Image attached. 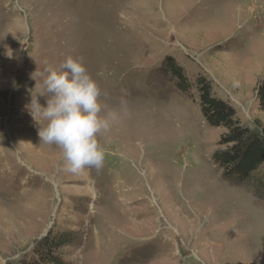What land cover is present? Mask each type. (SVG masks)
<instances>
[{"label": "rangeland", "instance_id": "obj_1", "mask_svg": "<svg viewBox=\"0 0 264 264\" xmlns=\"http://www.w3.org/2000/svg\"><path fill=\"white\" fill-rule=\"evenodd\" d=\"M69 56L102 105L127 102L98 136L99 171H66L27 107L35 96L46 107L40 73ZM166 58L184 69L187 94ZM198 75L261 131L264 0H0V264L31 256L50 229L77 234L59 251L67 264H264V192L215 164L223 130L200 113Z\"/></svg>", "mask_w": 264, "mask_h": 264}, {"label": "clouds", "instance_id": "obj_2", "mask_svg": "<svg viewBox=\"0 0 264 264\" xmlns=\"http://www.w3.org/2000/svg\"><path fill=\"white\" fill-rule=\"evenodd\" d=\"M43 94L48 95L46 107L37 96L27 106L35 121L40 117V141L56 145L62 152L66 171L79 174L87 168L102 169L105 149L98 136L108 133L127 113V102L120 100V110L100 103L101 89L83 62L67 57L58 67L45 66L41 73ZM42 94V95H43ZM107 109L106 111L102 110Z\"/></svg>", "mask_w": 264, "mask_h": 264}, {"label": "trees", "instance_id": "obj_3", "mask_svg": "<svg viewBox=\"0 0 264 264\" xmlns=\"http://www.w3.org/2000/svg\"><path fill=\"white\" fill-rule=\"evenodd\" d=\"M161 69L170 73L181 93H188L190 85L185 71L172 58L163 59ZM194 81L204 121L212 128L223 130L218 140L219 150L213 154L223 178L236 184L253 181L252 188L264 192V172L254 176L264 166V127L259 132L243 126L233 107L213 96L209 80L198 75ZM254 92L258 109L264 112V83H260ZM256 125L261 128L259 123ZM77 240V234L73 231L54 232L50 229L33 247L32 255L21 257L17 264H67L59 251Z\"/></svg>", "mask_w": 264, "mask_h": 264}, {"label": "bare ground", "instance_id": "obj_4", "mask_svg": "<svg viewBox=\"0 0 264 264\" xmlns=\"http://www.w3.org/2000/svg\"><path fill=\"white\" fill-rule=\"evenodd\" d=\"M2 216V215H1ZM1 218V217H0Z\"/></svg>", "mask_w": 264, "mask_h": 264}]
</instances>
